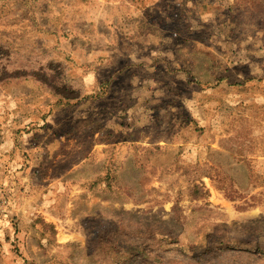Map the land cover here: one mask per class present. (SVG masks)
Masks as SVG:
<instances>
[{"label": "rangeland", "instance_id": "1", "mask_svg": "<svg viewBox=\"0 0 264 264\" xmlns=\"http://www.w3.org/2000/svg\"><path fill=\"white\" fill-rule=\"evenodd\" d=\"M250 1L0 0V264H264Z\"/></svg>", "mask_w": 264, "mask_h": 264}, {"label": "crops", "instance_id": "2", "mask_svg": "<svg viewBox=\"0 0 264 264\" xmlns=\"http://www.w3.org/2000/svg\"><path fill=\"white\" fill-rule=\"evenodd\" d=\"M172 1H177V0H122L123 2L122 8H125L126 11L132 10L133 13L140 15V11L142 10L145 11L146 10L145 8L147 7L149 8V7H152V5H156V4H158V6L160 7H163V3L166 4ZM235 1L237 5L240 3L243 4V0H235ZM247 1L249 2L250 0H247ZM255 1L257 0L250 1V7L252 6V3ZM198 3H199V0H198ZM245 5L249 7V3H246ZM254 25L255 24H253V26ZM255 35L259 36L260 32H257L256 34H251L249 39L247 40V43L250 42V40L253 43L257 39H260L259 37L256 39L257 36ZM241 52H245L243 53L241 57H244L245 63L248 64L250 73L253 75L261 74V76L264 77V45L261 46L255 43L251 47L247 45V47L245 48V51H241ZM259 57H262V58H260L259 60ZM257 61H260V63ZM87 81H89V79H87Z\"/></svg>", "mask_w": 264, "mask_h": 264}, {"label": "built area", "instance_id": "3", "mask_svg": "<svg viewBox=\"0 0 264 264\" xmlns=\"http://www.w3.org/2000/svg\"><path fill=\"white\" fill-rule=\"evenodd\" d=\"M12 191V188L8 185H3L0 187V228L3 225V222L12 204Z\"/></svg>", "mask_w": 264, "mask_h": 264}, {"label": "trees", "instance_id": "4", "mask_svg": "<svg viewBox=\"0 0 264 264\" xmlns=\"http://www.w3.org/2000/svg\"><path fill=\"white\" fill-rule=\"evenodd\" d=\"M253 79H254V76H253ZM224 80V79H223ZM220 81H222V80H220Z\"/></svg>", "mask_w": 264, "mask_h": 264}]
</instances>
